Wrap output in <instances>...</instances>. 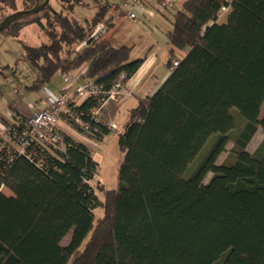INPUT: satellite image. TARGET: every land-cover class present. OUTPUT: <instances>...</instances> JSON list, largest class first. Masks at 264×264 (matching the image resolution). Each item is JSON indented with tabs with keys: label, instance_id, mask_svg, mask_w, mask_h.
I'll return each mask as SVG.
<instances>
[{
	"label": "trees",
	"instance_id": "obj_1",
	"mask_svg": "<svg viewBox=\"0 0 264 264\" xmlns=\"http://www.w3.org/2000/svg\"><path fill=\"white\" fill-rule=\"evenodd\" d=\"M58 1L60 12L48 3L0 32L16 37L36 24L46 33L47 43L22 45L38 75L30 89L83 67V78L105 88L121 72L132 77L143 62L130 59L132 47L89 38L110 6L80 22L63 11L82 0ZM170 25L169 75L130 110L117 136V188L100 184L103 199L90 183L98 163L85 144L61 133L58 148L33 145L28 158L9 145L21 121L1 119L0 264H264V0H184ZM97 104L88 98L71 111L101 140L110 129L91 118ZM258 129L263 138L249 152ZM232 130L233 160L216 164Z\"/></svg>",
	"mask_w": 264,
	"mask_h": 264
},
{
	"label": "rangeland",
	"instance_id": "obj_2",
	"mask_svg": "<svg viewBox=\"0 0 264 264\" xmlns=\"http://www.w3.org/2000/svg\"><path fill=\"white\" fill-rule=\"evenodd\" d=\"M16 4L9 7L5 2H0V19L4 14L8 15L14 11L22 10L31 7V3L24 2L23 0H15ZM37 0H35L36 2ZM39 1V0H38ZM81 5H77L73 8L71 13L63 11L69 17H73L76 20L83 22L90 20L101 6H110L104 20L101 22L104 25L105 31L100 37H106L108 41L114 47L129 46L132 47L130 53V59H136L143 57L149 50H154L158 54L159 61L164 56L171 45L167 38V31L171 28L170 21L173 13L178 11L184 0H174L171 7L163 11L157 10V6L154 2L149 3L151 12L144 16L137 13V18L132 20L128 18L119 9H115L116 4H120L121 0H82ZM34 2V3H35ZM50 7L60 12L62 6L58 0H49ZM228 12L225 11L226 14ZM111 17V18H108ZM111 19V20H110ZM45 23L46 21L43 20ZM46 33L40 29L36 24H29L24 26L19 35L16 37H7L0 35V116L7 120L11 119L7 117L11 111L8 109V102L17 106L20 105L26 107L29 103L39 102V99L48 94L50 97H56L63 85V79L61 74H55L49 82H46L38 90L30 89L32 84L37 80V72L24 57V51L22 45L39 46L42 43H47ZM86 44L82 43L75 46V50H80ZM81 46L77 49V47ZM178 57L183 56L185 53L181 50H176ZM81 69L76 70L74 74H78ZM138 96V95H135ZM136 98V97H133ZM17 108V107H16ZM20 110V108H17ZM12 110V109H11ZM35 110V109H34ZM28 111L24 115L14 119L15 122L26 121L33 113ZM264 114V103L261 107L260 118ZM240 116L236 115L237 123L241 124ZM13 120V118H12ZM14 122V123H15ZM10 121L8 124H12ZM75 123V124H74ZM71 122L70 117L66 114L61 115V125L58 126L62 134H67L75 141L86 144L89 148L92 157L98 163V167L94 178L90 181L95 193L100 199H103V194L100 187L104 186L108 189L117 188V173L119 165L122 161L123 154L119 151L117 145V136L122 131L124 120L122 117H118L115 120L114 127L104 136L101 140H96L92 136L88 135L82 128L79 122ZM237 124V126H239ZM80 128H78L77 126ZM5 127V126H4ZM6 132L8 129L5 127ZM5 133V132H4ZM236 131L232 130L228 133L230 141L227 143L225 151L217 158L216 164H227L233 160L232 153V138ZM263 138L261 129H258L252 139L247 145V150L253 152L256 146ZM7 142V137L4 139ZM10 143V142H9ZM9 145L18 146L16 142ZM205 150V149H204ZM203 152L201 151L194 161L188 166L186 174H188L192 168L199 161V158ZM211 173L206 175L204 182L211 177ZM100 184L102 186H100ZM5 194L9 195L10 192L3 188ZM103 213L102 209L97 208L95 211V220ZM71 236V232L66 235L61 241L62 245L68 243Z\"/></svg>",
	"mask_w": 264,
	"mask_h": 264
},
{
	"label": "built area",
	"instance_id": "obj_3",
	"mask_svg": "<svg viewBox=\"0 0 264 264\" xmlns=\"http://www.w3.org/2000/svg\"><path fill=\"white\" fill-rule=\"evenodd\" d=\"M174 0H121L119 9L128 18L134 20L137 13L145 15L151 12L150 4L154 2L157 10L163 11L172 6ZM105 31L104 25L98 23L89 38L98 39ZM85 44V42H83ZM81 46L77 47L80 48ZM83 48V47H82ZM178 61H174L176 66ZM64 76V86L47 105L37 108L26 121H21L19 129L14 128L15 142L18 144V152L31 158V153L27 152L33 145L49 150L50 147L58 148L62 143V134L59 129L61 115L66 114L76 122H79L82 129L88 134L93 135L97 130L91 129L79 118H73L72 108L78 106L83 100L92 98L98 101L95 108L91 110V118L95 123H99L107 129H112L114 124L102 115L103 108L111 101L123 100L131 95L128 80L124 72H121L110 88H105L103 84L89 81L82 76ZM131 78V77H130ZM8 140V139H7Z\"/></svg>",
	"mask_w": 264,
	"mask_h": 264
},
{
	"label": "crops",
	"instance_id": "obj_4",
	"mask_svg": "<svg viewBox=\"0 0 264 264\" xmlns=\"http://www.w3.org/2000/svg\"><path fill=\"white\" fill-rule=\"evenodd\" d=\"M226 14L225 13L221 14L218 18V21L220 22L224 21L226 18ZM167 52L164 53V56L161 59V61H159L158 54L154 50H151V51L149 50L142 57L143 58L142 64L139 66L136 72L132 75V77L129 78L128 80V86L131 90V95L126 97L123 100L109 102L102 110V115L105 119H107L108 121L114 124L116 118L122 117V119L124 120V124H125L129 118L130 110L133 109L137 105L138 99L143 98L145 96L152 95L159 88V86L163 83V81L169 75V70L166 68V62L168 59ZM84 70H85V67H83L80 70V72H78V74L73 73L71 74V76L73 77L79 76V74L83 73ZM61 76L63 79L64 76L63 75ZM63 86H64V80H63L62 87ZM62 87L60 88V90L62 89ZM135 95H138V96H135ZM54 97H50L48 94H44V96H42L39 99V102L35 101L32 103H29V106L27 107V109L26 107L20 105L19 103L17 104V106H14V104L8 102L7 107L8 109H10L11 112L9 114L7 113V117L11 119L7 120L5 118H1L0 116V137H3L5 135L4 133L5 127H4V124L1 122V119H4L8 123L10 121L15 122L14 119H17L19 116L26 114V112L28 111L31 112L34 109L47 105ZM133 97H136V98H133ZM16 107L20 108V110L17 109ZM16 115H19V116H16ZM60 125H61V121L59 123V126Z\"/></svg>",
	"mask_w": 264,
	"mask_h": 264
},
{
	"label": "water",
	"instance_id": "obj_5",
	"mask_svg": "<svg viewBox=\"0 0 264 264\" xmlns=\"http://www.w3.org/2000/svg\"><path fill=\"white\" fill-rule=\"evenodd\" d=\"M49 0L36 1L35 4L29 9H22L14 11L6 15L2 20H0V32L5 30L11 23L16 22L20 19L28 18L42 11L48 5Z\"/></svg>",
	"mask_w": 264,
	"mask_h": 264
}]
</instances>
